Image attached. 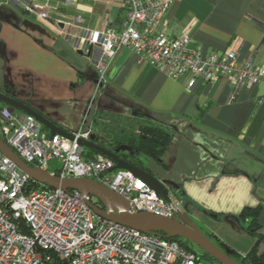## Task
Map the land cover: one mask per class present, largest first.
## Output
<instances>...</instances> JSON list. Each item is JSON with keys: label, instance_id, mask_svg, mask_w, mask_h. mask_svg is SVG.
I'll use <instances>...</instances> for the list:
<instances>
[{"label": "crops", "instance_id": "crops-1", "mask_svg": "<svg viewBox=\"0 0 264 264\" xmlns=\"http://www.w3.org/2000/svg\"><path fill=\"white\" fill-rule=\"evenodd\" d=\"M72 1L0 0V93L10 91L68 134L149 117L171 132L160 162L145 161L150 174L236 261L255 243L240 214L259 208L264 251V80L237 90L226 77H196L187 89L122 47L99 83L98 51L86 56L76 48L88 31L121 27L120 0ZM24 5L47 10L59 24L25 16ZM166 21L169 38L189 36L203 56L235 52L238 62L264 70V0H176Z\"/></svg>", "mask_w": 264, "mask_h": 264}, {"label": "built area", "instance_id": "built-area-1", "mask_svg": "<svg viewBox=\"0 0 264 264\" xmlns=\"http://www.w3.org/2000/svg\"><path fill=\"white\" fill-rule=\"evenodd\" d=\"M175 1L120 0V28L86 32L76 49L86 56L89 49L98 51L99 83L108 62L122 47L164 69L170 78L185 81L187 89L196 77L206 82L226 77L237 90L264 80L263 68L251 60L238 62L235 52L203 56L189 47V36L169 38L166 16ZM22 10L59 24L41 7L24 5ZM0 132V139L24 164L60 180L93 182L128 214L177 219L183 212L179 198L166 202L131 172L112 171L111 159L99 153L86 158L88 148L79 141L99 139L92 126L69 133V139L52 135L31 115H20L6 106L0 109ZM51 162L56 165L50 166ZM92 198L40 184L0 152V264H210L162 234L142 233L95 214L89 204L106 209Z\"/></svg>", "mask_w": 264, "mask_h": 264}, {"label": "water", "instance_id": "water-1", "mask_svg": "<svg viewBox=\"0 0 264 264\" xmlns=\"http://www.w3.org/2000/svg\"><path fill=\"white\" fill-rule=\"evenodd\" d=\"M25 16L34 18L35 16L27 10H23ZM79 55L83 54V51L79 50L77 52ZM91 53V49L87 56ZM0 102L5 104L11 111L19 110L23 114L31 115L36 121H38L42 126L48 128L49 132L54 134H59L66 138L72 139V136L58 127L52 125L45 118L36 114L34 111L29 109L23 103L10 99L5 95L0 93ZM147 117V116H146ZM80 145L93 150L109 159H111L115 166L112 171L117 169H123L131 172L140 180H142L151 190H153L157 195H159L164 201H171V194L169 190L153 175L147 173L123 160H121L116 154L100 147L94 143L79 141ZM0 152L14 162L17 167L27 174L31 179L35 180L40 184H44L52 188H61L65 190L78 191L85 196H92L97 201H99L106 211L99 210L93 205L89 204L93 212L105 219L113 221L115 223L121 224L123 226L135 229L142 233H157L162 234L165 238H180L186 242L191 243L196 248L201 250L203 253L207 254L218 264H240L234 258L229 256L214 243H212L196 226L191 217L186 213L182 212L177 216V219H167L163 217H158L149 213H138V214H128L125 211V207L118 202H113L108 199L106 194L102 189H100L95 183L87 180H60L56 177H51L48 174L41 173L28 165L24 164L7 145L0 139ZM116 210L117 214L113 211ZM215 219L216 216L210 215Z\"/></svg>", "mask_w": 264, "mask_h": 264}, {"label": "trees", "instance_id": "trees-1", "mask_svg": "<svg viewBox=\"0 0 264 264\" xmlns=\"http://www.w3.org/2000/svg\"><path fill=\"white\" fill-rule=\"evenodd\" d=\"M2 94L10 99L16 100L8 90ZM4 106L6 105L4 104ZM95 125L94 129L99 135V139L95 140L94 143L115 153L121 160L147 173L150 172L145 167V161L151 159L157 163L160 162L164 149L171 137L169 129L155 124L152 119L145 116H139L135 119V122L123 127L109 126L106 123H95ZM119 146H122L123 150H117ZM96 154L98 153L87 149L85 157L92 158ZM179 196L181 195L179 194ZM182 209L185 212L183 203ZM258 213L259 208H254L243 210L240 214L241 221L245 225L247 233L255 240L251 250L238 261L240 264H264V251L260 252L259 250L263 235L259 233L260 226L257 223ZM168 240L174 241L178 243L180 247L196 253L194 245L183 239L169 238ZM197 254L210 264H218L199 249Z\"/></svg>", "mask_w": 264, "mask_h": 264}, {"label": "rangeland", "instance_id": "rangeland-1", "mask_svg": "<svg viewBox=\"0 0 264 264\" xmlns=\"http://www.w3.org/2000/svg\"><path fill=\"white\" fill-rule=\"evenodd\" d=\"M0 134H1V132H0ZM52 165H56V162H51L50 163V166H52ZM92 200H96L94 197L92 198ZM197 225V227L199 228V230L202 232V233H204V235L212 242V243H214L217 247H218V245L216 244V242L214 241V239L212 238V236H210V234L208 233V232H206L198 223L196 224ZM194 250L196 251V252H198V248H196L195 246H194Z\"/></svg>", "mask_w": 264, "mask_h": 264}]
</instances>
